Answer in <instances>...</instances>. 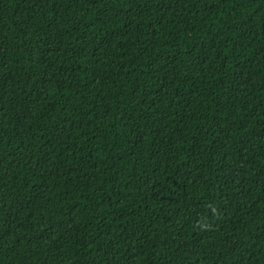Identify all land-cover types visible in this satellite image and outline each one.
I'll use <instances>...</instances> for the list:
<instances>
[{
  "label": "trees",
  "instance_id": "16d2710c",
  "mask_svg": "<svg viewBox=\"0 0 264 264\" xmlns=\"http://www.w3.org/2000/svg\"><path fill=\"white\" fill-rule=\"evenodd\" d=\"M0 264H264V0H0Z\"/></svg>",
  "mask_w": 264,
  "mask_h": 264
}]
</instances>
